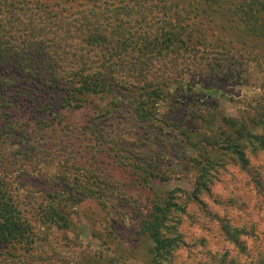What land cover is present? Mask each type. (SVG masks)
<instances>
[{"label": "trees", "instance_id": "1", "mask_svg": "<svg viewBox=\"0 0 264 264\" xmlns=\"http://www.w3.org/2000/svg\"><path fill=\"white\" fill-rule=\"evenodd\" d=\"M236 41L246 42L249 54L264 44V0H0V264L30 262L41 229L68 228V206L101 198L95 188L108 181L102 169L86 166L98 158L117 160L154 193L140 221L154 258L177 244L168 231L175 192L195 200L209 193L224 160L264 194L249 158L264 153V96L241 118L217 111L182 125L156 114L173 87L193 91V78L234 79L236 71L217 74L222 57L235 59L229 51ZM105 98L104 106L94 103ZM118 102L142 124L175 130L182 165L196 172L192 189L160 187L166 178L147 164L124 162L110 146L118 144L105 138L101 118ZM43 173L52 190L22 195L27 185L20 181ZM236 230L226 232L242 248ZM256 264H264V252Z\"/></svg>", "mask_w": 264, "mask_h": 264}, {"label": "rangeland", "instance_id": "2", "mask_svg": "<svg viewBox=\"0 0 264 264\" xmlns=\"http://www.w3.org/2000/svg\"><path fill=\"white\" fill-rule=\"evenodd\" d=\"M247 45L236 41L229 51L235 59L220 60L223 67L217 75L225 79L231 71H236L234 79L209 82L216 77L213 75L209 81L199 83L198 78H193L196 85L191 92L173 87L159 102L157 117L182 125L192 121L191 118H206L217 111L241 118L249 102L264 96L260 94L264 87V44L258 43L251 54ZM108 101V98L96 99L94 103L104 106ZM122 103H116L118 107L108 117L101 118L105 138L118 144L110 143V146L120 148L124 162L147 164L146 168L157 171L161 179L166 178L158 183L160 187L192 189L196 172L182 165L181 145L175 130L161 123H158L161 128H157L136 121L127 102ZM80 147L87 149L82 142ZM249 158L264 185V153L257 157L249 154ZM97 161L86 166L94 173L97 170L92 166L102 169L108 181L100 182L95 188L99 189L101 198L84 197L73 207L68 206V228L41 229L42 240L26 264H256L262 257L264 194L256 191L251 176L237 165L226 160L220 162L218 178L209 184V193L203 191L196 200L175 192L178 206L170 214L168 231L177 238V244L167 255L154 258L152 242L140 230V221L147 215L154 193L141 187L133 180L136 176L128 174L127 167L112 157ZM42 175L24 177L20 183L27 186L21 194L35 197L40 196L39 190L43 188L51 191L52 183ZM235 228L239 231L233 234L242 248L226 232ZM15 264L22 262L18 260Z\"/></svg>", "mask_w": 264, "mask_h": 264}]
</instances>
